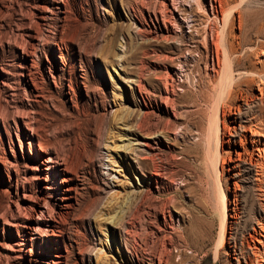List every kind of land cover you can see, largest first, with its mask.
Segmentation results:
<instances>
[{
	"label": "rangeland",
	"instance_id": "374dc122",
	"mask_svg": "<svg viewBox=\"0 0 264 264\" xmlns=\"http://www.w3.org/2000/svg\"><path fill=\"white\" fill-rule=\"evenodd\" d=\"M224 1L231 9L225 32L236 47L235 56L241 57L240 78L251 80L240 88L255 94V83L264 81V0ZM186 2L188 6L181 2L182 6L190 8L196 20L190 35L191 22L181 20L170 0H0V67L18 73L15 56L32 54L38 91L20 85L19 104L33 110L36 125L46 127L37 142L76 143L89 155L79 208L64 222L65 231L83 249L81 255L74 249L71 264H82L81 257L87 264V252L93 253L92 264L95 255L98 264H126L116 250L127 248L141 264L150 260L157 264L159 257L180 264H230L234 255L241 264L240 255L254 260L246 240L258 218L261 191L247 180L253 171L235 178L234 171L227 170L229 162H221L229 148L219 142L222 125L217 126L215 119H222L215 114L217 103L237 75H215L211 70L215 59L204 57L205 41L212 38L206 26L216 20L210 1ZM238 11L245 31L240 47ZM39 13L45 18L38 19ZM163 16L168 19L164 23ZM50 37L56 44L48 43ZM59 65L64 69H57ZM126 78L134 79L147 94V106L141 100L133 105L121 81ZM165 81L170 83L166 92ZM5 95L2 90L0 102ZM109 99L116 105L106 113ZM254 107L253 114L263 118L264 107ZM135 131L151 136L135 138L141 168L124 163L119 154L122 140L134 138L130 133ZM158 131L168 142L152 137ZM235 150L242 151L239 145ZM233 154L232 150L235 158ZM24 155H29L26 144ZM107 156L116 184L109 192L99 173V161ZM5 186L0 183L4 208L14 192L9 194ZM260 188L264 192V183ZM222 196L228 204L225 225ZM107 218L121 222V228L133 219L135 236H119ZM228 242L235 243V253ZM94 246L102 250L95 253ZM11 248L8 237L0 239V264H15Z\"/></svg>",
	"mask_w": 264,
	"mask_h": 264
},
{
	"label": "bare ground",
	"instance_id": "6f19581e",
	"mask_svg": "<svg viewBox=\"0 0 264 264\" xmlns=\"http://www.w3.org/2000/svg\"><path fill=\"white\" fill-rule=\"evenodd\" d=\"M59 1L63 2V0ZM170 1L172 8L181 14V20L187 23L191 22L188 26L190 35V32L195 30L196 20L191 9L185 7L188 6L187 0ZM209 1L211 12L216 20L214 23L212 21L208 22L206 26V30L211 31L212 38L210 43L205 41L204 57H209L210 55V57L212 56L215 59V63L211 67L215 75H237L232 84L228 88L225 87L227 90L222 99H219L217 109L215 108V114L218 113L219 117L221 116L222 118L221 120L217 118L218 116L215 118L216 125L218 126V123L222 125L219 142L229 148L226 151L227 155L221 157V162H229L227 163V167L229 166L227 170L234 171L231 176L235 178H239L241 174H249L253 171V174L248 175L249 179L247 180L261 191L258 194L259 201L257 200L258 208L256 214L258 218L253 221L250 230L247 232L246 240V247L254 256V260L250 256L245 258L244 255H239L243 258V264H264V192L260 188V185L264 183V117H257L253 114L254 111L252 109L254 106L264 107V81L259 79L255 83L258 91L255 94H248L247 90L240 88L242 84L247 86V83L251 80L246 81L244 80L245 78L243 80L240 78L242 73L239 68L241 57L235 56L236 47L228 40L225 32L231 9L229 11L226 9L224 0ZM181 2L185 6H182ZM42 11L41 9L40 13ZM39 18L44 19V14L40 15ZM54 19L58 20L59 18L56 16ZM167 20L166 16L162 17L163 23ZM51 28L54 29L53 26ZM238 29L239 34L236 37L238 39L237 45L240 47L245 38V31L243 30L239 11ZM168 31L170 30L167 29ZM259 32L257 31L256 33L258 34ZM48 43L54 45L56 41L50 37ZM258 49L263 50L261 46H258ZM31 55L26 53L20 57L15 56L17 60L16 66L20 69L18 73H11L7 68L0 67V92L3 90L6 93L5 97L2 98V102H0V183L6 185L4 190L8 191L9 194L14 189L13 194L7 197L6 207H1L0 204V239L3 240L8 237L11 240L14 248H11L13 254L9 255L11 256L10 260L12 259L15 264H71L70 255L74 249L79 255L82 254L83 249L65 231L64 222L71 218L79 208V196H81L80 194L83 192L88 179L86 167L89 162V155L87 151L79 148L76 143L66 146L58 140L37 142L40 137L39 133L45 132L46 127L43 124L42 126L36 125L35 121L33 122V110L30 112L19 104L21 103L20 85L27 87L31 91H36L38 88L34 79L35 76L33 77L32 75L36 70L33 71L35 67ZM59 58L63 60L62 57ZM163 59L166 60L168 58L163 57ZM177 65L180 66L179 63ZM57 69L63 70L64 67L59 65ZM10 79H13V82ZM121 81L125 85V91L126 87L129 89L133 98V105L136 106L137 101L141 100L143 105L147 106V94L141 90L137 82H134V79L126 78ZM218 84L220 85V83ZM168 86H170V83L165 81L163 84L165 92ZM37 98L35 97L34 101H37ZM216 98H218V95ZM235 100H237V103L233 102ZM111 101L113 104H111ZM112 105L116 104L114 100L109 99L104 107L106 113L113 111ZM258 111H261V109ZM246 114L248 117L243 121L241 117ZM135 132L137 134L130 133L135 136L134 138H124L125 143L122 140L123 143L121 142L118 146L121 152L119 154H121V159L124 163L132 166L133 162L138 168H141L143 162L142 158L138 156L139 153L136 146L139 143L138 139L135 138H148L151 136L140 133L138 135V131ZM152 137L157 138V140L158 137L159 140L161 137V140L168 142V138H165L161 131L152 134ZM16 143L18 150H16ZM24 144L27 145V153L29 154L27 156L24 155ZM248 144L250 147L247 146ZM238 145L242 150L240 152L235 150ZM102 148L106 149V146H102ZM232 150L235 151V154H233L235 158L231 156ZM244 154L246 156H243ZM107 157L105 160L99 161L101 166L99 173L103 177L105 190L109 192L116 184L114 173H112L113 167L108 166L111 164L110 156ZM231 163L233 165H230ZM105 165L108 167H104ZM152 175L154 173L149 174L148 177L151 178ZM138 185L140 186V184ZM221 209V220L225 225L228 204H226L224 196H222L221 200ZM165 212V209H163L164 220L166 219ZM234 218L233 221L237 219V215H234ZM109 221L113 231L116 232L117 230L119 236L127 238L135 236L133 219L129 220L127 222L128 226H123V228H121V222H117L118 220L116 221L112 218ZM118 239L120 240L121 238ZM228 243V247H231L233 253H235V243L232 245H230V242ZM93 249L95 253L102 250L95 246ZM116 252L126 264L142 263L138 257L134 261L131 248L125 250L117 249ZM86 254V263L92 264L90 255L92 256L93 253L87 252ZM3 256L5 257V255ZM97 256L95 255L96 264L99 263ZM80 259L82 264H84L83 258L81 257ZM163 260L161 257L157 258V264H180V262L175 263L170 261V259ZM229 262L230 264H241L237 255H234L233 261ZM146 264L154 263L150 260Z\"/></svg>",
	"mask_w": 264,
	"mask_h": 264
}]
</instances>
